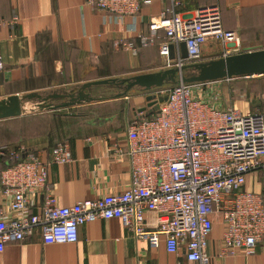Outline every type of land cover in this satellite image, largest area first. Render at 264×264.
I'll use <instances>...</instances> for the list:
<instances>
[{
	"label": "crops",
	"instance_id": "0c3cea01",
	"mask_svg": "<svg viewBox=\"0 0 264 264\" xmlns=\"http://www.w3.org/2000/svg\"><path fill=\"white\" fill-rule=\"evenodd\" d=\"M179 1L176 12L183 16L199 7L216 5L222 27L238 34L241 51L264 48V0ZM168 7V0H154L141 5L134 16L117 19L94 9L86 0H0V100L29 93H73L86 82L159 71L166 61L159 52L164 30H158L147 46L137 37L148 35L149 21ZM13 17L17 21L12 24ZM125 41L133 43L136 55L123 47ZM171 54L173 50L169 58ZM221 56L222 46L209 39L202 45L198 61ZM254 77L264 98V74ZM210 83L204 84L203 93L209 89L218 92ZM98 86L85 90L92 101L44 108L33 115H26L28 107L24 105L27 109L23 115L1 119L0 171L6 163L4 155L10 160L9 151L19 146L39 152L46 161L49 149L66 141L72 160L47 167V182L59 205L126 189L131 181L130 160L125 154L130 146L127 125L155 112L146 115L138 109L147 105L148 94L164 87L148 91L134 87L126 96L115 97L119 91L116 87L102 85L105 90L116 89L104 95ZM199 91L195 89V94ZM251 100L244 93L226 105L219 98L216 105L232 106L243 113L264 110V104L258 110ZM63 101L48 102L61 105ZM5 145L8 147L2 148ZM243 189L264 192V173L249 172ZM33 202L31 211L35 212L42 203L41 196L35 195ZM212 218L205 249L209 260L205 264H264V235L251 255L242 251L221 254L224 224L220 214L214 213ZM145 222L153 228L156 214L147 211ZM185 253L183 246L176 253L168 252L162 237L151 245L126 229L118 218H98L79 226L74 243L45 244L39 229L23 240L0 243V264H198L188 260Z\"/></svg>",
	"mask_w": 264,
	"mask_h": 264
},
{
	"label": "built area",
	"instance_id": "2783aa9c",
	"mask_svg": "<svg viewBox=\"0 0 264 264\" xmlns=\"http://www.w3.org/2000/svg\"><path fill=\"white\" fill-rule=\"evenodd\" d=\"M86 1L121 19L134 16L141 5L154 0ZM168 1L169 7L149 21L148 35L137 37L147 46L163 29L165 39L159 52L166 58L165 65L179 68L196 62L209 39L222 46L223 57L241 51L238 34L222 27L216 5L183 16L176 12L180 1ZM16 21L17 17L11 19L12 24ZM181 42L187 58L180 56ZM170 45L172 59L168 57ZM123 47L137 54L131 41H125ZM208 82H178L158 89L156 97L166 96L159 108L127 125L130 146L125 154L130 160L131 181L119 193L59 205L47 182V167L72 160L69 144L61 141L52 146L46 161L24 146L9 151L10 160L18 161L0 174V243L23 240L35 229L45 244L74 243L82 224L118 218L151 245L162 237L168 252L176 253L183 246L188 260L205 264L212 216L218 213L224 224L221 254L255 253L264 235V192L246 191L243 185L249 172L264 173V110L243 113L232 106L220 107L214 89L203 96L195 94V85ZM35 195L41 196L42 203L32 212ZM147 211L156 214L151 229L145 222Z\"/></svg>",
	"mask_w": 264,
	"mask_h": 264
},
{
	"label": "water",
	"instance_id": "95a60500",
	"mask_svg": "<svg viewBox=\"0 0 264 264\" xmlns=\"http://www.w3.org/2000/svg\"><path fill=\"white\" fill-rule=\"evenodd\" d=\"M179 46L180 56L187 58L185 43L181 42ZM172 49L173 46L170 45V51ZM173 56L171 54L170 58H173ZM261 74H264V48L245 50L225 57L187 63L179 68L170 67L121 79H98L82 84L73 93H51L46 96H41L39 93H29L24 96L10 95L0 100V120L23 115L25 112L24 100L26 99L39 101V109L70 106L92 101L94 98L85 92L91 86L108 85L120 88L121 91L116 93L115 97H121L126 96L127 92L134 87L148 91L154 87H160L170 83L172 85L178 82L197 83ZM52 99H64V101L61 105H54L48 102ZM165 99V95L156 97L155 94L150 93L146 96V100L148 101L147 105L138 109V112H145L147 115L150 111H156L159 108V104ZM147 108L150 109L148 110Z\"/></svg>",
	"mask_w": 264,
	"mask_h": 264
},
{
	"label": "rangeland",
	"instance_id": "374dc122",
	"mask_svg": "<svg viewBox=\"0 0 264 264\" xmlns=\"http://www.w3.org/2000/svg\"><path fill=\"white\" fill-rule=\"evenodd\" d=\"M223 57V56H221ZM200 58V57H199ZM219 58V57H216ZM215 59V58H214ZM198 61V60H197ZM207 61V60H206ZM166 63V61H165ZM173 66H167L165 65L164 68L160 69H166V68H170ZM218 81V82H217ZM211 82L210 84H208L209 86L215 87L216 90L218 91L217 94L221 100V102H223L225 105L226 103H230V101L235 98L237 95H241V94H246V98H251L254 103V108L256 109H261V106L264 104V98L262 96H260V89H259V84H258V80L256 79V77L254 76H249V77H236V78H231L229 80H225V79H220V80H214V81H209ZM172 84H164L163 87H170ZM98 87H100V89H102L101 93L104 95H108V94H113L116 89L115 88H111L110 90H105L104 86L99 85ZM195 89L200 90V95L204 94L203 93V88H204V84L201 85H195L194 86ZM118 92L121 91L120 88H117ZM252 94V96H247V94ZM256 102V103H255ZM26 103V104H25ZM39 101L37 100H24V105H26L27 108V114L26 115H33L35 113H39L37 111H39L40 109H38V105H39ZM24 112V113H26Z\"/></svg>",
	"mask_w": 264,
	"mask_h": 264
},
{
	"label": "trees",
	"instance_id": "16d2710c",
	"mask_svg": "<svg viewBox=\"0 0 264 264\" xmlns=\"http://www.w3.org/2000/svg\"><path fill=\"white\" fill-rule=\"evenodd\" d=\"M234 78H236V77H234ZM5 147H8V146H4V147H2V148H5ZM6 149V148H5ZM5 156V160H6V163H5V166L3 167V169H5L6 167H8V166H10V165H12L13 163H15L16 161H18L17 159H13V160H8V158H7V155H4ZM2 169V170H3ZM1 170V171H2ZM0 171V172H1Z\"/></svg>",
	"mask_w": 264,
	"mask_h": 264
}]
</instances>
